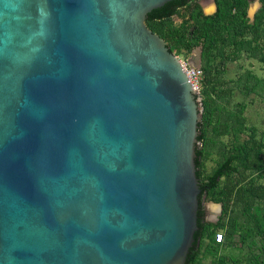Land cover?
Wrapping results in <instances>:
<instances>
[{
    "label": "water",
    "instance_id": "obj_1",
    "mask_svg": "<svg viewBox=\"0 0 264 264\" xmlns=\"http://www.w3.org/2000/svg\"><path fill=\"white\" fill-rule=\"evenodd\" d=\"M186 1L0 0V264H187L200 99L145 24Z\"/></svg>",
    "mask_w": 264,
    "mask_h": 264
},
{
    "label": "rangeland",
    "instance_id": "obj_2",
    "mask_svg": "<svg viewBox=\"0 0 264 264\" xmlns=\"http://www.w3.org/2000/svg\"><path fill=\"white\" fill-rule=\"evenodd\" d=\"M256 1L257 6L253 9L251 17L246 13V2L243 4L245 16L242 17V20L245 24L253 20L254 14L259 13L260 6L264 4V0ZM193 2L195 6L190 11H186L185 8L181 7L170 18L171 27L177 30V37H182L186 40L190 39L189 34L193 27L207 22L205 19L195 17V13L201 12L203 15H210L216 9L210 0L206 3L204 0H192L191 3L193 4ZM258 29L264 30V19L259 22ZM226 31L227 29L217 31L214 27L210 29L209 36L218 37L217 35L223 34V40L228 42L229 35L225 37ZM243 36L244 38H248L250 34L244 32ZM257 36L259 35L257 34ZM227 44L224 43L222 45L220 41L216 40L212 54L208 55L210 74L214 77V84L213 90L206 99V102L215 108L209 124L225 122L229 127L223 135L216 132L210 133L209 129L212 125L206 127L211 142L201 163L203 175L208 174L216 166L217 162L222 160L223 156L230 152L239 151L242 144L250 138L264 145V84L261 82L264 79V61H259L253 57L260 54L258 51L264 53V37L261 36L257 39L256 46L259 50H253L255 53L253 55L243 50H237L238 48L232 43ZM168 45L170 52L182 61L187 58L191 60V55L195 54V49L199 50V48L202 49L204 46L201 37L190 48L174 41H170ZM217 47L221 48V54L216 53L215 49ZM233 52H237L236 58L227 57L231 56ZM224 88H228L226 94H222ZM197 96L200 99L202 113L203 106L201 100L203 96L199 95V92ZM234 117L238 120H234L236 119ZM260 150V155L264 162V147L260 148ZM240 169L243 175V184L251 183L264 186V168L256 171L248 166L245 168L240 166ZM252 206L249 209L251 216H260L264 213L263 203L256 201ZM240 207L241 203L239 202L231 203V211L234 214H237ZM203 208L206 210L205 220L207 221L214 222L220 214V204L217 202L205 200ZM236 216L239 218L242 226L247 227L250 225L248 223L249 219L245 215ZM243 217L248 222H242L241 219ZM244 227L242 229H245ZM240 232L241 229L238 228L231 239L222 241L215 249L213 247L210 248L208 240L204 238L197 264H247L249 257L263 260L262 239L259 236H252L241 240L239 237Z\"/></svg>",
    "mask_w": 264,
    "mask_h": 264
},
{
    "label": "trees",
    "instance_id": "obj_3",
    "mask_svg": "<svg viewBox=\"0 0 264 264\" xmlns=\"http://www.w3.org/2000/svg\"><path fill=\"white\" fill-rule=\"evenodd\" d=\"M191 1L192 0H187L180 6L175 7L166 17L145 20L146 26L166 41V46L169 51L170 48L168 44L170 41L184 44L190 48L193 47L201 37L204 44L202 49L200 48L199 69L201 70L202 76L200 80L199 95L203 96L201 100L203 110L200 118V132L197 141L198 165L196 178L198 183L206 185V190L201 199L200 229L197 233L196 245L189 256L187 264H197L201 252V244L204 238L208 240V246L215 249L222 243V241H228L231 239L238 228L241 229V232L239 233L241 240L252 236H259V238L262 239L263 243L261 249L264 260V213L260 216H251L249 212V209L253 207L252 205L254 202L258 201L264 204V186L251 183L243 184V175L240 169V166L243 168L248 166L256 171L263 169L264 162L260 155V148L264 147V145L250 138L242 144L239 151L234 153L230 152L223 156L222 160L218 161L216 166L211 169L208 174L203 175L201 168L202 160L205 157L211 142L206 127L212 125L209 129L210 133L216 132L221 135L225 134L229 127L225 122L209 124L212 112L215 108L211 107L209 103L206 102V99L213 90L214 84V77L210 74L208 55L212 54V49L214 48L216 40L220 41L222 45L224 43H226V45H228L227 43H232L238 48L237 50H243L248 54L251 53V55L255 54L253 50H259L256 46L257 39L261 36L264 37V30L258 29L259 22L264 19V4L263 6H260L258 10L260 12L254 14L253 20L248 24H245L242 20V17L245 16L243 6L245 0H215L216 9L214 13L210 15H203L201 12L195 13V17L205 19L207 22L203 25L200 24L193 27L189 34L190 39L186 40L182 37H177V30L171 27L170 18L181 7L185 8L186 11H190L195 6V3L193 2L192 4ZM214 27L217 31L227 29L225 37L229 35L228 42L223 40V34L217 35L218 37L209 36L210 29H213ZM244 32H247L250 36L244 38ZM257 34L259 36H257ZM215 50L217 51L216 53H222L220 47H217ZM258 53L260 54L253 57L259 61H264V53H261V51H258ZM237 55V52H233L231 56L227 57L234 59ZM261 82L264 84V79L261 80ZM227 90L228 88H224L222 94H226ZM234 120L238 119L236 118ZM205 200L220 204V214L214 222L204 219L203 202ZM233 202L241 203L240 210L237 214H234L231 211V203ZM236 215H245L246 218L249 219V222L245 220L246 218L244 217L241 220L242 222L245 221L250 223V225L247 227L242 226ZM242 227L245 229H242ZM217 232L221 233V241L214 240V235ZM263 260L249 257L247 259V264H264Z\"/></svg>",
    "mask_w": 264,
    "mask_h": 264
},
{
    "label": "built area",
    "instance_id": "obj_4",
    "mask_svg": "<svg viewBox=\"0 0 264 264\" xmlns=\"http://www.w3.org/2000/svg\"><path fill=\"white\" fill-rule=\"evenodd\" d=\"M178 59V58H177ZM179 63L185 72L188 81L190 82L192 88L199 92L200 79H201V70L199 67H193L188 63V58L186 60H179ZM222 236L220 232L215 233V241H221Z\"/></svg>",
    "mask_w": 264,
    "mask_h": 264
},
{
    "label": "flooded vegetation",
    "instance_id": "obj_5",
    "mask_svg": "<svg viewBox=\"0 0 264 264\" xmlns=\"http://www.w3.org/2000/svg\"><path fill=\"white\" fill-rule=\"evenodd\" d=\"M209 0H204V2L206 3V2H208ZM211 2H212V4H213V6H215V8H216V3H215V0H210ZM246 2V1H245ZM215 10V9H214ZM254 14V13H253ZM199 50H200V48H199ZM200 52V51H199ZM195 56V54H192L191 55V57L193 58ZM191 58V59H192ZM199 58H200V54H199ZM190 59V58H189ZM203 216H204V219H206V210L203 208Z\"/></svg>",
    "mask_w": 264,
    "mask_h": 264
},
{
    "label": "bare ground",
    "instance_id": "obj_6",
    "mask_svg": "<svg viewBox=\"0 0 264 264\" xmlns=\"http://www.w3.org/2000/svg\"><path fill=\"white\" fill-rule=\"evenodd\" d=\"M214 208V207H213Z\"/></svg>",
    "mask_w": 264,
    "mask_h": 264
}]
</instances>
